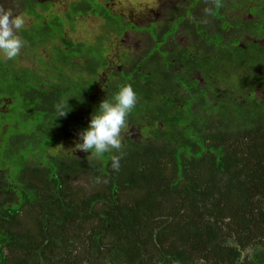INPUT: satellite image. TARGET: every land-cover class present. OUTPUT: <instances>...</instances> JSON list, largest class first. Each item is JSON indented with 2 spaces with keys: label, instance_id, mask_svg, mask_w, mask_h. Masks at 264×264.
Wrapping results in <instances>:
<instances>
[{
  "label": "trees",
  "instance_id": "1",
  "mask_svg": "<svg viewBox=\"0 0 264 264\" xmlns=\"http://www.w3.org/2000/svg\"><path fill=\"white\" fill-rule=\"evenodd\" d=\"M22 1L32 21L20 35L44 69L0 57V264H264V103L252 104L234 87L242 70H264L260 45L237 46L235 38H263L264 0H178L195 23L202 2L247 15L239 28H228L229 13H219L217 62L209 45L196 48L199 37L210 43L206 28L174 56L159 49L155 68L147 67L151 77L135 69L123 84L138 94L128 123L141 124L144 137L124 138L122 149L88 161L62 143L119 90L93 95L94 73L87 88L89 61L100 64L108 33L96 30L92 42H76L57 10ZM70 6L106 18L107 30L120 22L95 0ZM189 48L201 56L197 65ZM168 68L188 75L173 89L193 83L198 68L229 90L193 108L178 103L180 88L168 91ZM255 79L264 84V76ZM61 104L68 105L66 116H58ZM120 152L116 171L111 156Z\"/></svg>",
  "mask_w": 264,
  "mask_h": 264
},
{
  "label": "flooded vegetation",
  "instance_id": "2",
  "mask_svg": "<svg viewBox=\"0 0 264 264\" xmlns=\"http://www.w3.org/2000/svg\"><path fill=\"white\" fill-rule=\"evenodd\" d=\"M99 2V0H95ZM221 3V2H219ZM204 6V10L200 13L201 9L198 10L195 18L198 20V23L194 22L193 19L186 18V12L188 9L184 8L183 6L185 4H182L180 2L172 3L171 6L168 8H165L163 14L160 15V17L157 20H151L148 22L147 25H140L139 23H136L135 20H126L125 16L120 12L117 14H114L111 10V8L107 7V4L105 2H102V5L105 7L107 11L110 12L112 16L116 18V20L119 22L114 28H111V30H107L109 27L107 23L106 18L102 17L105 24H106V30L108 33L107 37V43H105V47L107 49L102 53V60L100 61V64L97 62V58L92 57L89 67L88 74L90 75V80L87 79V88L91 86V81L94 78L93 73L96 75V85L90 87L93 89V95L103 94V93H109L110 90L115 91L118 90L120 85L124 84V80L128 78L130 74L134 72L135 69H140L141 72L144 74V78L151 77L152 72L149 70L154 69L155 66H153L157 61L155 60L154 56L155 54L159 53V49L166 50L165 53H170L174 56V53L179 50L182 47L189 46L187 45L188 42H191V38L198 32L204 31L206 28L209 29L210 32V43L207 42L204 38L199 37L198 41L196 43V48H198L200 45H209L212 50L217 53H213V56H211L212 60L214 62H217L218 58L221 56L220 51L218 50V47H221V31H222V23L220 19L219 13H225L228 14L229 11H226V9L219 7H211L212 4H209L210 7H206L208 4L207 2H202ZM218 4V3H214ZM226 2L223 3L225 5ZM242 14V15H241ZM238 15H241L238 16ZM246 13H241L237 11L236 15L233 16L231 13L227 15L224 19V23H227L228 28H239L244 23V18L246 17ZM254 20V19H253ZM66 23H64L65 28ZM174 26V27H173ZM173 27V28H172ZM215 32V33H214ZM115 33L118 37L116 43L113 45L112 41L109 40V36ZM214 33V34H213ZM154 35V39H151V35ZM131 36H142L144 39L139 37L137 42H139V48H136L134 53H127L125 50H121V38L125 37L124 43L126 42L127 37L131 38ZM218 35L219 40H215L214 36ZM127 36V37H126ZM213 37V38H212ZM236 38V44L237 46H242V41L249 40L253 43H258L260 45V48L264 51V36L263 38H253L251 35L242 33L240 36L235 35ZM76 42L85 43L86 39L81 38H75ZM93 40L89 41L92 42ZM227 44H232L230 42H226ZM113 45V46H112ZM120 45V46H119ZM116 47V48H114ZM194 51L192 48H189L187 53L188 56H190L192 59L191 61L194 64H198L201 60V56H197L194 54ZM99 54V53H98ZM163 57H160V60ZM174 60V57L172 58V61ZM77 62V60H76ZM164 62H168V60H164ZM75 67V66H74ZM147 67H149L147 69ZM147 69V70H146ZM169 69V70H168ZM165 72L166 75L169 76V86L168 91L171 96L175 94L178 90L177 87L180 88V95L181 98L176 100L178 103H187L192 108L200 103V100L204 98V96H209V99H211L213 102L216 100V98H220L219 96L222 95L224 92H228V84L221 87L219 82L213 83L211 81H207L206 79H211L214 76L207 72H200L198 68H195L193 71V83L188 81V85H176L173 89V85L176 83V78H183L185 77L183 74L186 71L181 70H175V68H168ZM181 69V68H179ZM254 68L250 67V70L247 71H241L238 73L236 79H235V89L237 91L240 89L244 91V95L247 96V99L251 101L253 104L254 101H261L264 103V84L254 81L255 78L259 76H264V70L260 73H253ZM74 73H77V68H75ZM153 82L155 83L156 77L154 76L152 78ZM145 83V81H142ZM191 87V88H190ZM178 88V89H179ZM173 90V93H172ZM215 93V96L212 95V93ZM237 94L236 90H234V93ZM105 98V97H104ZM245 100V99H244ZM246 101V100H245ZM264 105V104H263ZM251 107V106H250ZM256 108V107H255ZM264 108V106H263ZM206 126V124H198ZM208 125V124H207ZM88 126V125H87ZM142 125L137 124L133 125L130 123H127V126L122 131V139L126 138H142L144 137V134L146 133L144 127L141 129ZM76 126H73V129L70 128V138L74 137L78 134ZM81 132V131H80ZM144 134H142V133ZM69 138V139H70ZM81 142L80 139L75 142H71V150H74L77 152L78 149L75 148V145L77 143ZM80 157H84V161H88L87 159L90 155L88 153H85L81 150H78Z\"/></svg>",
  "mask_w": 264,
  "mask_h": 264
},
{
  "label": "clouds",
  "instance_id": "3",
  "mask_svg": "<svg viewBox=\"0 0 264 264\" xmlns=\"http://www.w3.org/2000/svg\"><path fill=\"white\" fill-rule=\"evenodd\" d=\"M24 26L25 18L22 14L0 6V56L11 60L20 54L25 44L20 35ZM137 103L138 94L133 86H121L112 99H104L99 104L88 126L77 134L81 142L75 148L96 157L122 149V131ZM68 112L67 104L59 106L58 116H66ZM122 156V152L111 156V167L116 171L120 168Z\"/></svg>",
  "mask_w": 264,
  "mask_h": 264
},
{
  "label": "rangeland",
  "instance_id": "4",
  "mask_svg": "<svg viewBox=\"0 0 264 264\" xmlns=\"http://www.w3.org/2000/svg\"><path fill=\"white\" fill-rule=\"evenodd\" d=\"M39 2H43L44 5L51 8L50 11H56L57 18L62 23H66L65 29L69 35L74 38H83L87 41H91L94 31H105L106 24L102 17L94 16L92 12L87 11L86 13H76L77 10H72V6H70L71 2H78L79 0H36ZM82 0H80L81 2ZM90 3H93V0H87ZM105 2L107 7L111 8L114 14L122 13L126 20H135L136 23L140 25H147L151 20H157L160 15L168 14L163 13L165 8H169L172 3L178 2V0H99V3ZM77 4V3H76ZM23 1L22 0H0V6L5 8H12L15 13L22 14L25 18V28L28 27L30 22L32 21V17L28 13V7L23 9ZM40 5L36 7L38 11L42 8L44 11L45 6ZM31 10V8H30ZM163 13V14H162ZM74 16V17H72ZM72 17V19H71ZM174 27V26H173ZM172 27V28H173ZM127 37V36H126ZM131 38L127 37L126 42L124 43L125 37L121 38V50H125L127 53H134L136 48H139V42L137 40L139 37L144 39L142 36H131ZM118 37L115 33L109 36V40L112 41L113 45L116 43ZM151 39H154V35H151ZM112 45V46H113ZM120 46V45H119ZM116 48V47H114ZM26 47L22 48L20 54L17 56L23 66L29 67H38L41 71H43L44 67L40 65V60L32 54L33 52L26 51ZM41 50L39 48H35V53H40ZM41 53H44L41 51ZM2 57V56H0ZM4 58V57H2ZM42 58V56H41ZM45 58V57H43ZM42 58V61L45 59ZM6 59V58H5ZM16 60V58L12 59ZM40 62H39V61ZM6 68V66L4 67ZM30 128V124H29ZM66 141L62 143V147H71V142H75L79 140L78 135L71 137L70 139H65Z\"/></svg>",
  "mask_w": 264,
  "mask_h": 264
}]
</instances>
